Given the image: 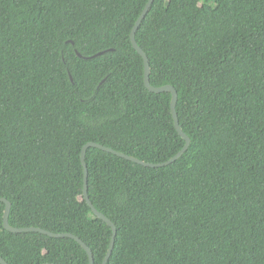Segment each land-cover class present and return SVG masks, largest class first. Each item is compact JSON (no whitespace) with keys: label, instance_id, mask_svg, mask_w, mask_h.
<instances>
[{"label":"trees","instance_id":"trees-1","mask_svg":"<svg viewBox=\"0 0 264 264\" xmlns=\"http://www.w3.org/2000/svg\"><path fill=\"white\" fill-rule=\"evenodd\" d=\"M147 1L0 0L9 224L73 234L94 264L112 230L84 200L83 146L156 164L185 145L131 43ZM136 41L190 146L161 168L87 150L89 198L117 229L107 264H264V0H155ZM4 209L8 264H89L74 239L7 231Z\"/></svg>","mask_w":264,"mask_h":264},{"label":"water","instance_id":"water-1","mask_svg":"<svg viewBox=\"0 0 264 264\" xmlns=\"http://www.w3.org/2000/svg\"><path fill=\"white\" fill-rule=\"evenodd\" d=\"M155 0H148L144 9L142 10L141 14L139 15V17L137 18L131 32H130V39H131V43L133 48L136 50V52L141 56L142 60H143V71H144V85L146 87V89H148L149 91L156 93V94H161V93H170L171 94V113H172V117L174 120V126L175 129L177 131V133L181 136V138L185 141V145L184 147L175 155L173 156L171 159L162 162V163H150V162H145L142 161L138 158L132 157V156H128L126 154H123L121 152L115 151L111 148L105 147L103 145L94 143V142H89L87 144H85L82 148L81 151V163L83 166V170H84V179H83V197L84 200L87 202V204L89 205L92 213L99 218L100 220H102L103 222H105L112 230V238H111V242H110V246L108 249V252L104 258L103 264H107V262L109 261L112 252H113V248H114V244H115V237L117 234V229L116 226L113 224V222L107 218L105 215H103L102 213H100L92 204L89 195H88V169H87V164L85 162V158H86V153L87 150L89 148H97L100 149L104 152L116 155L118 157H121L125 160H128L130 162L139 164L141 166L144 167H148V168H161V167H165L168 166L170 164H172L173 162H175L176 160H178L180 157H182L184 155V153L187 151V149L190 146V138L184 133V131L182 130V127L180 125L178 116H177V112H176V105L178 102V93L177 90L171 86V85H165V86H161V87H154L151 85L150 83V74H151V67H150V63H149V58L146 55V53L143 51V49L137 44L136 41V33L137 30L139 29L142 21L144 20V18L146 17V15L149 13L153 3ZM73 43V41H71ZM80 57L81 55L79 53H77ZM102 53H99L97 55H100ZM0 203H4L5 204V209H4V214H3V226L4 228L11 232V233H15V234H20V233H40V234H44L46 236L52 237V238H71L74 239L87 253L88 258H89V264H94V258H93V254L91 249L77 236L73 235V234H69V233H65V234H55L52 233L50 231L47 230H43L41 228H36V227H29V228H15L12 227L9 224V215H10V211H11V207L12 204L10 201L4 199V198H0ZM0 264H8L1 256H0Z\"/></svg>","mask_w":264,"mask_h":264}]
</instances>
